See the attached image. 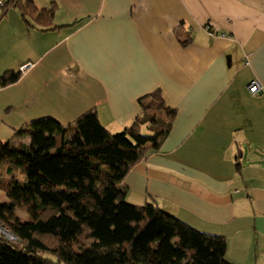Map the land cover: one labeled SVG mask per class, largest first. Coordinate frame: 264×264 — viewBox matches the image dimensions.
<instances>
[{"label": "crops", "instance_id": "0c3cea01", "mask_svg": "<svg viewBox=\"0 0 264 264\" xmlns=\"http://www.w3.org/2000/svg\"><path fill=\"white\" fill-rule=\"evenodd\" d=\"M18 1L53 20L0 13V140L29 145L24 125L91 110L118 133L160 89L177 114L121 182L127 201L224 237L231 263L264 264V0Z\"/></svg>", "mask_w": 264, "mask_h": 264}, {"label": "trees", "instance_id": "16d2710c", "mask_svg": "<svg viewBox=\"0 0 264 264\" xmlns=\"http://www.w3.org/2000/svg\"><path fill=\"white\" fill-rule=\"evenodd\" d=\"M12 2L52 26L53 8ZM19 78L7 72L2 86ZM139 103L141 113L118 133L91 110L69 125L52 118L24 125L15 135L30 137L29 145L0 140V190L8 199L0 202V225L16 237L0 239V264H234L224 237L155 203L127 201L121 182L148 150L162 146L177 114L160 89Z\"/></svg>", "mask_w": 264, "mask_h": 264}, {"label": "built area", "instance_id": "2783aa9c", "mask_svg": "<svg viewBox=\"0 0 264 264\" xmlns=\"http://www.w3.org/2000/svg\"><path fill=\"white\" fill-rule=\"evenodd\" d=\"M8 2V0H0V13L8 8ZM248 89L252 95H258L263 92V87L257 80H252L248 85ZM1 238H6L10 241L16 240V237L13 234L0 225V239Z\"/></svg>", "mask_w": 264, "mask_h": 264}, {"label": "rangeland", "instance_id": "374dc122", "mask_svg": "<svg viewBox=\"0 0 264 264\" xmlns=\"http://www.w3.org/2000/svg\"><path fill=\"white\" fill-rule=\"evenodd\" d=\"M22 177H24L23 175H21ZM19 178H21V177H19ZM5 201H8V199H7V196L5 195V194H3V197L0 199V202H5ZM18 214H19V216L22 218V219H27V215L24 213V212H22V211H18Z\"/></svg>", "mask_w": 264, "mask_h": 264}]
</instances>
